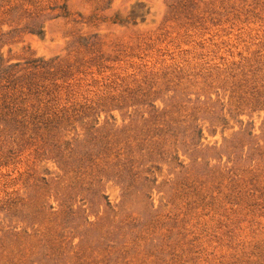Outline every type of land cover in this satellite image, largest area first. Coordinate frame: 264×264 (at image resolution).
I'll list each match as a JSON object with an SVG mask.
<instances>
[{
	"label": "rangeland",
	"instance_id": "rangeland-1",
	"mask_svg": "<svg viewBox=\"0 0 264 264\" xmlns=\"http://www.w3.org/2000/svg\"><path fill=\"white\" fill-rule=\"evenodd\" d=\"M0 264H264V0H0Z\"/></svg>",
	"mask_w": 264,
	"mask_h": 264
}]
</instances>
